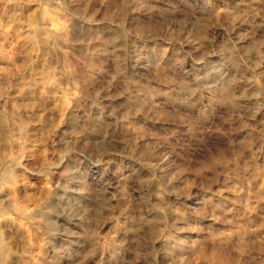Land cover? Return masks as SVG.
Here are the masks:
<instances>
[{
	"label": "clouds",
	"instance_id": "obj_1",
	"mask_svg": "<svg viewBox=\"0 0 264 264\" xmlns=\"http://www.w3.org/2000/svg\"><path fill=\"white\" fill-rule=\"evenodd\" d=\"M13 49L0 264H264V0H0Z\"/></svg>",
	"mask_w": 264,
	"mask_h": 264
},
{
	"label": "rangeland",
	"instance_id": "obj_2",
	"mask_svg": "<svg viewBox=\"0 0 264 264\" xmlns=\"http://www.w3.org/2000/svg\"><path fill=\"white\" fill-rule=\"evenodd\" d=\"M98 9V6L96 8L93 9V11H96ZM103 10L99 9V13H102ZM97 18H100V16L98 15ZM17 50L13 49L8 55H9V59L7 60H0V64H4V65H8L9 63H11V61H16L17 63L20 62V58L18 56L15 55V52ZM222 131H226V129H220L219 131H217L215 128L210 127L208 130V135L209 136H219L221 134ZM226 195H228L229 197H231L230 193H226ZM231 207H235L237 209V211H242L241 209H239V207L237 205H230ZM261 208H264V205L260 206ZM255 218V217H253Z\"/></svg>",
	"mask_w": 264,
	"mask_h": 264
}]
</instances>
